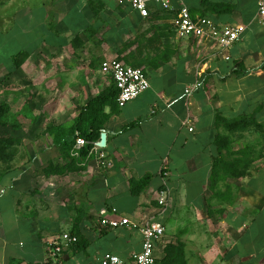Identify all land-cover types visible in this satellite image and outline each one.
Listing matches in <instances>:
<instances>
[{"label":"crops","instance_id":"1","mask_svg":"<svg viewBox=\"0 0 264 264\" xmlns=\"http://www.w3.org/2000/svg\"><path fill=\"white\" fill-rule=\"evenodd\" d=\"M172 6L188 7L194 18L245 26V32L224 53L208 40L179 38L173 12L155 3L143 17L115 0H0V51H15L10 65L24 52L23 70L33 63L45 68L48 54L59 56L52 66L87 71L78 80L71 76L79 85H71L64 106L41 105L34 123L16 124L27 136L14 137L13 160L0 158V264H50L49 243L65 232L78 243L60 264H101L107 253L134 264L140 232L100 230L94 217L104 207L165 226L156 264L169 256V247L180 250L175 264H264V24L258 0H172ZM32 51L42 58L33 59ZM107 59L142 69L151 86L123 108H104L94 141L106 134L103 152L112 165L102 167L87 148L78 158L74 147L65 156L53 132L73 127L93 98L112 89V78L93 70ZM198 81L202 86L185 96ZM144 180L134 195V185ZM163 189L167 205L160 208Z\"/></svg>","mask_w":264,"mask_h":264},{"label":"built area","instance_id":"2","mask_svg":"<svg viewBox=\"0 0 264 264\" xmlns=\"http://www.w3.org/2000/svg\"><path fill=\"white\" fill-rule=\"evenodd\" d=\"M119 5H129L137 10L141 16L150 15V4H159L162 9L173 15L172 25L179 38L208 40L215 44L221 52H228L241 39L245 32L242 25H220L210 17L194 18L188 7L182 6L179 10H174L172 0H115ZM175 12H174V11ZM257 18L264 24V0H258ZM100 71L103 75L112 78L118 90L117 104L120 108L139 98L150 88V82L142 69L127 66L117 59H107L101 63ZM202 86V82H196L188 86L185 96H189ZM193 130L192 128L190 129ZM100 141L88 142L84 138L78 137L72 157H80L81 151L87 146L89 155H96L99 166L111 167V162L107 159L103 148L99 146ZM165 175H168L165 173ZM160 208L167 205V191L163 189L158 198ZM96 226L101 229L116 231L122 228H131L140 232L142 236L141 251L134 255V264H155V250L162 241L166 233L165 226L155 220L135 221L122 215L119 210L113 208H101L95 215ZM78 243V237L72 233L65 232L49 243L48 255L50 264H60L65 257L66 251ZM101 264H125L124 261L113 253L105 254L101 259Z\"/></svg>","mask_w":264,"mask_h":264},{"label":"rangeland","instance_id":"3","mask_svg":"<svg viewBox=\"0 0 264 264\" xmlns=\"http://www.w3.org/2000/svg\"><path fill=\"white\" fill-rule=\"evenodd\" d=\"M13 53H15V51H0V62L2 61V63H4V66H0V104L2 102H8L10 104L11 112L7 116L6 121L12 125H18L21 122L25 124L34 123V113L36 114V112L40 110L41 105L48 106L54 103V105L60 106L61 104L64 106L66 104L64 99L68 97L67 94L71 90V85L75 84L73 83L74 77L72 78L71 76L74 74V76H77L76 78L78 80L86 71L80 69L77 73H73L70 71L73 68L63 69L57 65L52 66L51 59H55L59 56H53L52 58V56L48 54L44 56V58L48 60L45 68L39 67L33 63L25 70L22 68L15 69L14 66L10 65V60L7 61L8 57ZM35 53L36 51H32V57L38 60L40 56H36ZM96 64V67L93 68L95 71L100 69L101 62H96ZM36 74L39 76L36 77ZM101 76L99 75V80L102 79ZM57 78L58 82L56 81ZM98 83H96V85ZM101 84L100 81V85ZM75 85L78 86L79 84L76 83ZM81 86H86V90L88 87L91 88L90 90H96L95 85L93 87L90 85L87 87V83H85L81 84ZM83 91L84 89L82 92ZM58 94H63L62 98H57V96H59ZM23 107H28L29 112L27 115L21 110ZM34 133L35 132H32L29 135ZM26 136L27 134H25V132L21 133L20 130H15L13 127L0 128V138H26ZM28 138L31 139L32 136ZM5 154L8 161L10 159L13 160L14 157L18 155V148L11 147ZM0 158L5 159V157L2 156H0Z\"/></svg>","mask_w":264,"mask_h":264},{"label":"trees","instance_id":"4","mask_svg":"<svg viewBox=\"0 0 264 264\" xmlns=\"http://www.w3.org/2000/svg\"><path fill=\"white\" fill-rule=\"evenodd\" d=\"M28 57V54L24 52H20L17 55L13 56V64L14 68H20L21 62H23ZM118 96V90L113 84L112 89L110 88L105 94L100 95L96 98H93L82 110L80 116L76 119L75 124L70 129H66L60 127L55 132V141L59 144L61 151L65 154V156L69 155V151L75 145V142L78 137L84 138L88 142H93L94 140L99 139L100 130L103 126L102 117H106L104 112V108L106 106H110L112 109L118 104L115 102ZM11 112V106L8 102H2L0 104V128L9 127V123L6 121L7 116ZM231 125L234 123H230ZM14 129H18L19 126L12 125ZM19 140L14 138H0V156L3 157L6 155L5 153L13 147L14 145H18ZM90 145L87 146V149H90ZM64 156V157H65ZM146 180L143 182L136 183L133 187V194L138 195L145 186ZM179 249H175L172 247L167 248V253L169 256L165 258L162 264H166L168 262L177 263L179 262ZM175 257L172 259V257ZM156 264V262H155Z\"/></svg>","mask_w":264,"mask_h":264},{"label":"water","instance_id":"5","mask_svg":"<svg viewBox=\"0 0 264 264\" xmlns=\"http://www.w3.org/2000/svg\"><path fill=\"white\" fill-rule=\"evenodd\" d=\"M106 141H107L106 134L103 133L102 136H101V140H100L99 146L102 147V148H105L106 147V143H107Z\"/></svg>","mask_w":264,"mask_h":264}]
</instances>
